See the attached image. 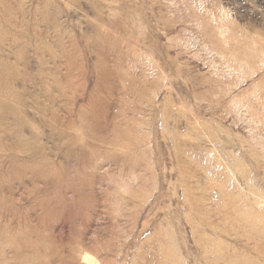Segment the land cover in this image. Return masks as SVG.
Returning a JSON list of instances; mask_svg holds the SVG:
<instances>
[{"label": "rangeland", "instance_id": "374dc122", "mask_svg": "<svg viewBox=\"0 0 264 264\" xmlns=\"http://www.w3.org/2000/svg\"><path fill=\"white\" fill-rule=\"evenodd\" d=\"M0 264H264V0H0Z\"/></svg>", "mask_w": 264, "mask_h": 264}]
</instances>
